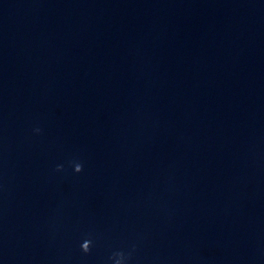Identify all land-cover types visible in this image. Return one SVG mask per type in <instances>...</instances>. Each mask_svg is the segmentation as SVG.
Here are the masks:
<instances>
[{
	"label": "clouds",
	"instance_id": "9594fccd",
	"mask_svg": "<svg viewBox=\"0 0 264 264\" xmlns=\"http://www.w3.org/2000/svg\"><path fill=\"white\" fill-rule=\"evenodd\" d=\"M41 129L36 128L34 129V132L40 133ZM63 165H58L56 168V171H62ZM83 170V165L81 163H74V171L76 173H80ZM91 247V240H85L81 245V250L84 253H88L90 251ZM115 264H124L125 256L122 252H116L113 254V257Z\"/></svg>",
	"mask_w": 264,
	"mask_h": 264
}]
</instances>
